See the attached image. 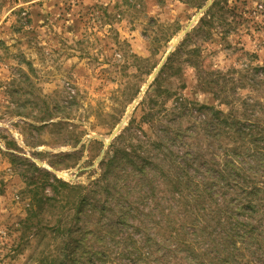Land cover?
Segmentation results:
<instances>
[{"label":"rangeland","instance_id":"1","mask_svg":"<svg viewBox=\"0 0 264 264\" xmlns=\"http://www.w3.org/2000/svg\"><path fill=\"white\" fill-rule=\"evenodd\" d=\"M208 2L0 0V264H51L43 255H60L54 233H45L51 246L40 256L41 237L22 229L37 193L24 158L90 186L114 143L195 125L189 116L174 121L178 97L227 111L207 87L212 78L230 81L231 96L264 103V0H221L202 12ZM62 153L73 155L63 160L70 167L54 168ZM62 205L44 204L36 222L73 219ZM112 258L107 264L127 260Z\"/></svg>","mask_w":264,"mask_h":264},{"label":"trees","instance_id":"2","mask_svg":"<svg viewBox=\"0 0 264 264\" xmlns=\"http://www.w3.org/2000/svg\"><path fill=\"white\" fill-rule=\"evenodd\" d=\"M220 5L216 0L208 12ZM228 82L207 83L227 111L178 97L174 121L189 116L195 125H166L155 139L129 147L114 143L90 186L70 184L24 158L32 173L25 179L37 193L22 229L41 237L40 256L52 232L61 242L59 256L43 255L51 264H107L112 255L127 259L120 264H264V103L231 96ZM71 156L58 154L51 165L70 167L63 160ZM50 202L62 209L67 202L74 218L36 222Z\"/></svg>","mask_w":264,"mask_h":264},{"label":"water","instance_id":"3","mask_svg":"<svg viewBox=\"0 0 264 264\" xmlns=\"http://www.w3.org/2000/svg\"><path fill=\"white\" fill-rule=\"evenodd\" d=\"M214 0H209V2L206 4V6H204V8L201 10L202 12L205 11L207 8H209V6H211L213 4ZM121 127V126H120ZM119 127V128H120ZM118 128V130H119ZM118 130H116L115 134L118 132ZM114 134V135H115Z\"/></svg>","mask_w":264,"mask_h":264}]
</instances>
